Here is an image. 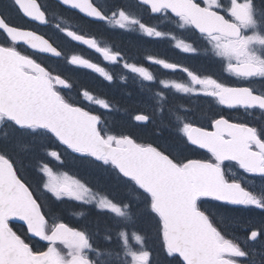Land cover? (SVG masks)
<instances>
[{"label":"snow or ice","instance_id":"1","mask_svg":"<svg viewBox=\"0 0 264 264\" xmlns=\"http://www.w3.org/2000/svg\"><path fill=\"white\" fill-rule=\"evenodd\" d=\"M55 9L170 39L193 60L203 46L206 66L149 56L189 79L157 81L121 51L56 24L150 82L147 99L128 93L118 108L120 101L76 90L65 69L92 70L109 90L113 74L10 22L15 13L50 25ZM0 35V264H264V87L252 86L264 83V0H3ZM45 57L58 58L56 67ZM217 64L238 83L211 74ZM172 90L224 108L202 122L181 117L169 105ZM240 109L245 119L224 115ZM68 166L84 181L60 179L54 167ZM69 203L88 223L68 222Z\"/></svg>","mask_w":264,"mask_h":264},{"label":"flooded vegetation","instance_id":"2","mask_svg":"<svg viewBox=\"0 0 264 264\" xmlns=\"http://www.w3.org/2000/svg\"><path fill=\"white\" fill-rule=\"evenodd\" d=\"M0 2H3V0H0ZM96 2L107 4L111 3V0H96ZM41 3L45 5H54L55 0H41ZM55 11L56 17H50L52 19L50 25H39L36 22H29L28 20L17 16L15 13L11 14L10 22L23 28L33 29L41 35H44L45 33L48 35V38L60 46V49L65 54L81 56L84 59L104 67L109 74H115V83L112 85V89L103 90L104 87L98 82L102 84L108 82L105 81L103 77L99 76V74H91L89 77V73L87 72H93L92 70L83 67L73 68L72 70L65 69V75H67L73 82L76 90L82 91L84 88H88L99 98H110L115 101H120V103L116 105L118 108L125 106L124 102L128 99V93L132 94L133 99H147L148 96H150V93L146 92L143 89V86L150 82L143 81L141 77L137 74L131 73L130 70H125L121 66L113 65L111 62L105 61L100 53H97L87 45L72 41L71 38L66 36V34L55 29L56 24H59L61 27L68 30L75 31L77 34L85 36V38L95 39L103 47L121 51L125 54L129 62L136 63L138 66L146 67L154 75L157 81L163 80L167 82L189 83V79L185 73L179 70L172 71L164 69L161 65L149 61L147 59L149 56L154 59H163L166 62L182 64L190 68L200 67L201 65L206 66L203 46H201L200 59L193 60L176 49L175 42L170 39L149 38L134 31L119 29L117 26L111 25L107 21L102 23L92 22L75 10L62 11L60 9H55ZM64 22L66 24H64ZM150 24L161 31H172L171 28L166 27L167 21L164 20H153L150 21ZM177 35L179 38L178 33ZM3 40V36L0 35V42H3ZM19 47L21 50L31 51L25 45H20ZM56 61L57 59H48L45 57V62L51 67H56ZM60 63L63 65L62 59L60 60ZM209 72L226 83H238L234 77L224 72L222 66L219 64L210 68ZM93 77L98 81L94 82ZM81 78H83V81H81ZM252 86L260 89L264 87V83L257 81ZM159 87H162V85L154 87L153 91L159 90ZM102 93L103 95H101ZM73 95H75V91L73 92ZM168 102L177 115L183 117L187 114L190 119H195L198 122H202L203 118L207 114H210L212 109L220 111L224 108V106H218L215 103L210 105L207 100L203 98L198 99L195 96L189 97L186 94H177L174 90L169 93ZM224 115L226 117L230 116L233 120H242L246 118L242 109L225 110ZM255 115L258 116L259 113L257 112ZM247 118L250 119L251 117ZM228 170L229 169H226V171ZM231 170H234L235 174L238 173V175H240V170L237 168H232ZM229 174L231 175L232 173L229 172Z\"/></svg>","mask_w":264,"mask_h":264},{"label":"trees","instance_id":"3","mask_svg":"<svg viewBox=\"0 0 264 264\" xmlns=\"http://www.w3.org/2000/svg\"><path fill=\"white\" fill-rule=\"evenodd\" d=\"M44 36L46 38H48V35L45 33H44ZM114 76H116V75L114 74ZM81 79H82L81 81H83V78H81ZM93 79H94L93 80L94 82L98 81V80H96L95 77H93ZM89 81H91V80H89ZM93 81H91V82H93ZM98 83L102 85V83H100V82H98ZM104 84H106V83H104ZM106 89L109 90L108 88H103V90H106ZM111 89H112V87H111ZM121 107L123 108V106H121ZM3 131H4V129L0 128V135H2ZM63 168L65 170H68V172H70L71 174L73 173L74 176L76 175L75 177H77L78 179H80L82 181H84V179L86 178L84 172L76 166H68V167H63ZM82 210L83 209L77 207L75 204H72V203H69V204L64 206L65 215L69 218L68 222L74 226H82V225L88 223V220L85 217L76 215V213H79ZM100 236H101V239H103V236H104L103 230H101Z\"/></svg>","mask_w":264,"mask_h":264},{"label":"rangeland","instance_id":"4","mask_svg":"<svg viewBox=\"0 0 264 264\" xmlns=\"http://www.w3.org/2000/svg\"><path fill=\"white\" fill-rule=\"evenodd\" d=\"M90 73L88 74V76L90 77ZM102 80V79H101ZM54 170L56 171V173H57V175H58V177L60 178V179H65V178H67L68 180H80V179H78L77 177H75L74 176V174L72 175L70 172H68V170H65L63 167H54ZM229 172H231V173H234V170H231V169H229L228 170ZM236 175L237 176H239L238 175V173H236ZM81 182H83L82 180H81Z\"/></svg>","mask_w":264,"mask_h":264},{"label":"water","instance_id":"5","mask_svg":"<svg viewBox=\"0 0 264 264\" xmlns=\"http://www.w3.org/2000/svg\"><path fill=\"white\" fill-rule=\"evenodd\" d=\"M75 11L78 12V10H75ZM79 14H81L83 17H85V18L91 20V18L86 17L84 14H82V13H79ZM36 23H38L39 25H41L39 22H36ZM25 46H26V45H25ZM26 47H27V46H26ZM42 55H43V54H42ZM52 58H54V59H58V58H55V57H52Z\"/></svg>","mask_w":264,"mask_h":264},{"label":"bare ground","instance_id":"6","mask_svg":"<svg viewBox=\"0 0 264 264\" xmlns=\"http://www.w3.org/2000/svg\"><path fill=\"white\" fill-rule=\"evenodd\" d=\"M59 15H60V14H59ZM55 17H56V16H55ZM57 20H59V19H57ZM60 21H61V20H60ZM62 23H63V22H62ZM64 24H66V23L64 22ZM67 25H68V24H67ZM67 25H66V26H67ZM69 26H70V25H69Z\"/></svg>","mask_w":264,"mask_h":264}]
</instances>
